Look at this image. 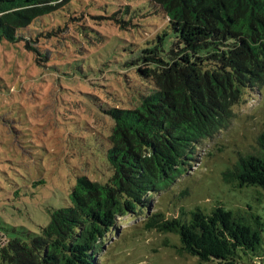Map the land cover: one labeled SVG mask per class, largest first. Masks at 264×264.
Masks as SVG:
<instances>
[{
  "label": "trees",
  "instance_id": "16d2710c",
  "mask_svg": "<svg viewBox=\"0 0 264 264\" xmlns=\"http://www.w3.org/2000/svg\"><path fill=\"white\" fill-rule=\"evenodd\" d=\"M70 1L0 0V41H17L20 29ZM149 1L166 13L170 31L125 63L139 84L129 82L130 92L99 113L111 125L97 155L109 175L75 174L65 205L48 209L47 225L1 238L0 264H98V249L119 219L137 214H145L146 230L176 234L178 253L200 264H240L258 252L264 220L250 206L182 207L168 217L154 211L153 196L171 188L197 145L227 129L234 107L264 86V0ZM170 33L175 40L166 49ZM108 73L106 85H119L121 74ZM256 141L254 152L223 173L234 190L264 191V131Z\"/></svg>",
  "mask_w": 264,
  "mask_h": 264
},
{
  "label": "rangeland",
  "instance_id": "374dc122",
  "mask_svg": "<svg viewBox=\"0 0 264 264\" xmlns=\"http://www.w3.org/2000/svg\"><path fill=\"white\" fill-rule=\"evenodd\" d=\"M164 31L168 17L149 0H71L20 29L17 41H0V240L47 225L48 209L65 205L75 174L109 175L97 155L111 125L99 113L130 92L129 82L139 84L125 63ZM174 40L170 33L165 48ZM111 70L121 74L119 85H106ZM233 112L227 129L197 145L187 172L153 196L154 211L174 217L182 207L250 206L264 220L262 189L234 190L223 180L264 131V86ZM144 219L120 218L98 249V264H200L178 253L176 234L146 230ZM242 257L240 264H264V232L258 252Z\"/></svg>",
  "mask_w": 264,
  "mask_h": 264
}]
</instances>
